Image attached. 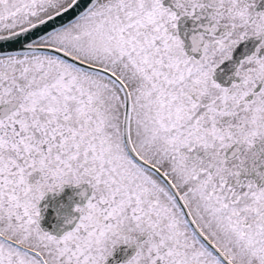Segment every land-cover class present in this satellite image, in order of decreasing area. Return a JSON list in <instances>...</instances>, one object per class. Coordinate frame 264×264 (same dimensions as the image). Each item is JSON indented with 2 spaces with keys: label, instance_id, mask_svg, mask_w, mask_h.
<instances>
[{
  "label": "snow or ice",
  "instance_id": "1",
  "mask_svg": "<svg viewBox=\"0 0 264 264\" xmlns=\"http://www.w3.org/2000/svg\"><path fill=\"white\" fill-rule=\"evenodd\" d=\"M65 186L84 203L55 234L40 202ZM120 245L122 264H264L260 0H0V264Z\"/></svg>",
  "mask_w": 264,
  "mask_h": 264
},
{
  "label": "water",
  "instance_id": "2",
  "mask_svg": "<svg viewBox=\"0 0 264 264\" xmlns=\"http://www.w3.org/2000/svg\"><path fill=\"white\" fill-rule=\"evenodd\" d=\"M80 189L72 186H65L59 193H49L40 202L41 208V226L55 234L61 233L71 227L70 224H64L68 217L77 215L74 212L75 204H83L84 201L77 195ZM133 249L127 246H119L114 249L113 254L106 261V264H115L127 259L132 254Z\"/></svg>",
  "mask_w": 264,
  "mask_h": 264
},
{
  "label": "flooded vegetation",
  "instance_id": "3",
  "mask_svg": "<svg viewBox=\"0 0 264 264\" xmlns=\"http://www.w3.org/2000/svg\"><path fill=\"white\" fill-rule=\"evenodd\" d=\"M261 1V0H260Z\"/></svg>",
  "mask_w": 264,
  "mask_h": 264
}]
</instances>
